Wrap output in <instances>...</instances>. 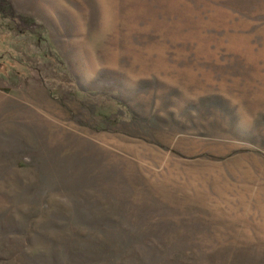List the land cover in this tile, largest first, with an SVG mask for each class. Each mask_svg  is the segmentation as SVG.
<instances>
[{
  "label": "rangeland",
  "instance_id": "obj_1",
  "mask_svg": "<svg viewBox=\"0 0 264 264\" xmlns=\"http://www.w3.org/2000/svg\"><path fill=\"white\" fill-rule=\"evenodd\" d=\"M0 264H264V0H0Z\"/></svg>",
  "mask_w": 264,
  "mask_h": 264
}]
</instances>
